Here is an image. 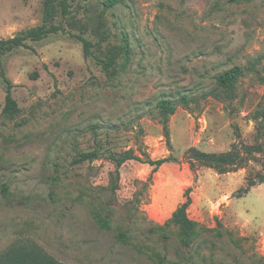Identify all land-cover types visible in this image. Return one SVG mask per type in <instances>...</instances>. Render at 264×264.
Returning <instances> with one entry per match:
<instances>
[{
    "label": "rangeland",
    "instance_id": "374dc122",
    "mask_svg": "<svg viewBox=\"0 0 264 264\" xmlns=\"http://www.w3.org/2000/svg\"><path fill=\"white\" fill-rule=\"evenodd\" d=\"M67 5L54 21L65 32L0 55V255L35 244L61 264H264V181L248 186L264 173V151L228 173L192 169L184 158L192 146L251 144L258 129L264 143V0ZM43 6L0 0V39L41 25ZM70 33L91 41V56ZM100 58L114 60L108 71ZM233 66L244 70L234 89L211 94L214 76ZM2 72L18 105L13 117L2 111ZM161 98L177 104L173 114L159 111ZM128 149L178 161L152 171L128 160L116 191L102 189L116 181L107 156ZM89 150L104 158L73 163ZM187 188L198 230L189 246L176 226L158 229ZM101 207L111 211L109 231L91 218ZM126 228L131 245L115 238Z\"/></svg>",
    "mask_w": 264,
    "mask_h": 264
},
{
    "label": "trees",
    "instance_id": "16d2710c",
    "mask_svg": "<svg viewBox=\"0 0 264 264\" xmlns=\"http://www.w3.org/2000/svg\"><path fill=\"white\" fill-rule=\"evenodd\" d=\"M123 0H104V6L106 8L119 3ZM240 1V0H231ZM69 13V8L67 5V0H44L43 6V22L37 27L29 28L22 33L9 37L6 39H0V55L6 51L16 49L18 47H26V42L41 40L49 34L65 32L62 24H56V16H61L64 18ZM70 35L78 39L82 43L83 55L88 57L92 55L91 47L92 43L87 38L83 37L81 34L70 33ZM129 52V50H126ZM103 70L108 71L114 60L112 58H100L98 59ZM251 67V66H250ZM244 73L243 68L239 66H233L223 72H220L214 76V82L216 90L211 92L215 96L219 95V91H231L234 89L238 79ZM4 76V81L6 83V95L5 103L3 106V113L13 117L18 112V105L16 100L11 94L12 83ZM180 104H187L188 98L185 94H180L179 101ZM177 104H175L169 98H161L156 102V107L160 112L165 115L173 114L176 109ZM264 118V113L261 115ZM259 116H255L254 119H258ZM259 130L254 136V142L251 144L241 143L231 145V148L225 152H206L198 149L197 147H190L184 153V158L188 162L190 168L193 169L195 164L200 166H206L216 170L218 173H228L234 172L241 168L246 167L247 163L252 160V157L256 153H261L264 151V143L259 141ZM102 153L98 150H89L80 152L72 161L74 164L83 162H92L94 160L103 159ZM107 159L114 165V170L109 172L110 177L116 179L115 182L110 179V184L108 187H102V189H107L109 192L114 193L118 188L117 181L119 179V168L123 163L128 160H138L145 162L153 167L152 171H155L162 164L167 162H177L178 160L173 156H166L158 159L146 158L141 160L140 156L135 154L132 149L123 150L116 154H109ZM264 181V173L259 175L257 180L248 179V186H253L257 183ZM7 187H3V191L6 192ZM190 189L187 188L185 191L186 201L179 204L171 213L170 217L160 226L158 229L163 231L169 226L174 225L179 229V236L181 242L185 246H189L192 242L194 236H197L196 223L189 219L187 215V207L190 203L189 197ZM130 202V201H128ZM94 224L98 229L103 231H109L111 229V211L108 208L101 207L100 209L94 211L91 215ZM150 231H154L150 228ZM129 228L120 231L116 235V241L121 245H131V238L129 235ZM163 238H166V234H162ZM0 264H61L54 257L50 256L44 252L39 246L35 244L31 245H18L13 247L11 250L0 255Z\"/></svg>",
    "mask_w": 264,
    "mask_h": 264
}]
</instances>
